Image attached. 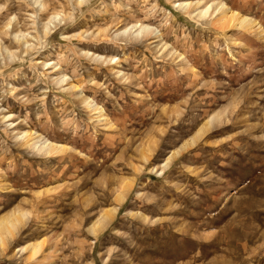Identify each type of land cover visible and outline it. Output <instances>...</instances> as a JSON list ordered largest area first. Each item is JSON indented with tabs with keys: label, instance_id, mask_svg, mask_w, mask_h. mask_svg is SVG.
Listing matches in <instances>:
<instances>
[{
	"label": "rangeland",
	"instance_id": "rangeland-1",
	"mask_svg": "<svg viewBox=\"0 0 264 264\" xmlns=\"http://www.w3.org/2000/svg\"><path fill=\"white\" fill-rule=\"evenodd\" d=\"M0 224V264H264V0H0Z\"/></svg>",
	"mask_w": 264,
	"mask_h": 264
},
{
	"label": "bare ground",
	"instance_id": "bare-ground-1",
	"mask_svg": "<svg viewBox=\"0 0 264 264\" xmlns=\"http://www.w3.org/2000/svg\"><path fill=\"white\" fill-rule=\"evenodd\" d=\"M81 2V1H80ZM184 4V3H183ZM185 5V4H184ZM188 5V4H187ZM186 5V6H187ZM220 7H221V5H220ZM222 8V7H221ZM203 11V10H202ZM205 11V10H204ZM202 12V14H204L205 12ZM200 12V11H199ZM220 12V11H219ZM226 12H227V10H226ZM226 12H223V11H221V13H222V16L219 18V20L221 21L222 19H225V17H227L226 16ZM220 13V14H221ZM214 14H215V12H214ZM204 15H206V14H204ZM203 15V16H204ZM211 16V15H210ZM214 16V15H213ZM210 19V18H209ZM231 19V18H230ZM227 20V19H226ZM211 21V20H210ZM240 21V20H239ZM244 22V21H243ZM242 22V23H243ZM224 23H225V21H224ZM224 23H222V25L224 24ZM239 24V23H238ZM245 24V23H244ZM243 24V25H244ZM220 27H223V26H220ZM148 30L149 28L148 27H141V29H139V31H138V33L139 32H141V31H143V30ZM144 30V31H145ZM209 123V122H208ZM207 123V124H208ZM25 137L26 136H30V134L28 133V132H24V134H23ZM33 137V136H32ZM31 137V138H32ZM29 140H30V138H29ZM37 143H39V145H38V149L39 150H42V151H45V152H48V153H50V152H56L57 150H59L58 149V147H56V146H54L53 144H50V143H46L45 141H41L40 139H37V140H34L33 138H32V142H31V144L33 145V146H35ZM30 144V145H31ZM186 144V143H185ZM27 145V144H26ZM117 198V197H116ZM118 199H120V198H118ZM108 214V213H107ZM110 214V213H109ZM104 217V216H103ZM11 220V219H10ZM3 222H5V221H2V223ZM1 225V224H0ZM2 227H4V226H2ZM4 229H6L5 227H4ZM91 229V228H90ZM94 230V229H93ZM7 232V231H6ZM11 233V232H10ZM0 244H2V240H1V238H0ZM30 246V245H29ZM33 246V245H32ZM36 249H35V246H34V248H33V252L35 251ZM32 252V253H33Z\"/></svg>",
	"mask_w": 264,
	"mask_h": 264
}]
</instances>
